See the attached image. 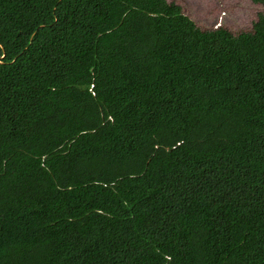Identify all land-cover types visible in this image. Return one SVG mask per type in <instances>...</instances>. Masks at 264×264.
Segmentation results:
<instances>
[{
	"label": "trees",
	"instance_id": "1",
	"mask_svg": "<svg viewBox=\"0 0 264 264\" xmlns=\"http://www.w3.org/2000/svg\"><path fill=\"white\" fill-rule=\"evenodd\" d=\"M0 264H264V11L0 0Z\"/></svg>",
	"mask_w": 264,
	"mask_h": 264
},
{
	"label": "rangeland",
	"instance_id": "2",
	"mask_svg": "<svg viewBox=\"0 0 264 264\" xmlns=\"http://www.w3.org/2000/svg\"><path fill=\"white\" fill-rule=\"evenodd\" d=\"M182 7L202 30H212L220 25L233 34L251 32L264 6L252 0H168Z\"/></svg>",
	"mask_w": 264,
	"mask_h": 264
},
{
	"label": "clouds",
	"instance_id": "3",
	"mask_svg": "<svg viewBox=\"0 0 264 264\" xmlns=\"http://www.w3.org/2000/svg\"><path fill=\"white\" fill-rule=\"evenodd\" d=\"M262 6V5H261ZM263 7V6H262ZM220 27H222V25H220L219 27H217V28H220ZM217 28H215V29H217Z\"/></svg>",
	"mask_w": 264,
	"mask_h": 264
}]
</instances>
